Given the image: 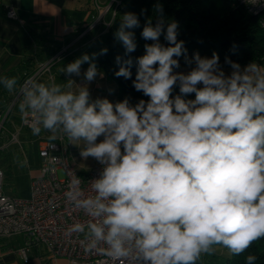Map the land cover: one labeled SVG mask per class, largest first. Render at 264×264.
I'll list each match as a JSON object with an SVG mask.
<instances>
[{"label": "clouds", "instance_id": "obj_1", "mask_svg": "<svg viewBox=\"0 0 264 264\" xmlns=\"http://www.w3.org/2000/svg\"><path fill=\"white\" fill-rule=\"evenodd\" d=\"M139 26L135 14L123 16L115 37L126 53L136 49L126 29ZM177 28L172 22L165 33L159 20L142 30L154 43L137 59L133 86L148 101L90 102L87 87L73 92L33 79L20 86L19 111L33 117L25 121L33 135L43 129L51 139L61 133L83 142L81 157L102 166L91 181L92 196L73 174L65 197L89 220L66 234H82L86 253L98 251L115 264H197L215 246L240 255L264 238V64L242 68L226 59V75L216 53L188 59ZM162 34L167 47L159 42ZM182 55L195 65L187 73L174 71L180 67L174 57ZM86 62L84 78L91 82L98 71L87 54L63 71L79 76ZM131 65L123 61L115 75L130 79ZM0 82L9 91L17 85L14 77ZM177 84L181 95L172 98ZM193 93L195 99L183 98ZM255 260L247 256V264Z\"/></svg>", "mask_w": 264, "mask_h": 264}, {"label": "crops", "instance_id": "obj_2", "mask_svg": "<svg viewBox=\"0 0 264 264\" xmlns=\"http://www.w3.org/2000/svg\"><path fill=\"white\" fill-rule=\"evenodd\" d=\"M0 1L2 4L0 7V77L14 75L16 79L20 80L26 71L32 70L38 63L53 57L66 48L62 60L51 68L48 75H44L37 82L46 85L56 83L64 87V90L73 92H78L79 87H87L90 92V102L97 98L108 99L110 91H114L111 101L114 104L117 85L102 71L97 70L98 75L91 82L84 78V73L89 67L87 62L81 65L79 76H68L63 71L68 64L85 54L89 55L90 62L92 61L93 54L105 38L103 24L109 18L105 13L109 5L108 0H98L97 6L95 0ZM6 5L14 6L18 20H10L5 17L3 6ZM100 16L103 17L102 21L93 30L85 32L87 25ZM70 83L71 88H68L67 85ZM6 95L14 98L11 91L7 89ZM0 97L5 98L2 90H0ZM11 100L5 105V109L10 107ZM20 102L16 101L10 107L5 121L7 133L0 137V152L6 153L5 158L2 159L3 165L0 167L4 176L12 171L11 161L20 165L31 155H37L38 146L35 138L32 139L29 131L19 130ZM0 108L3 109V105H0ZM16 133H18V142L10 143V136ZM39 135L44 140L52 136L50 132L43 129ZM24 243L25 238L22 235L0 238V264H67L63 258L53 257L46 248L39 245L30 247L26 254L27 261H25L18 253ZM229 254L230 252L226 248L215 246V251L212 254L202 255L197 264H205L211 256L223 257Z\"/></svg>", "mask_w": 264, "mask_h": 264}, {"label": "trees", "instance_id": "obj_3", "mask_svg": "<svg viewBox=\"0 0 264 264\" xmlns=\"http://www.w3.org/2000/svg\"><path fill=\"white\" fill-rule=\"evenodd\" d=\"M127 13L135 14L140 23L137 28L126 29L134 33L136 49L131 53H126L122 42L115 37L122 18ZM106 16H109L107 21L111 24L101 46L96 49L91 63H95L97 70L102 71L116 83L117 95L114 104L125 98H128L132 105L141 99L145 101L149 99L142 92L136 91L133 86L138 68L137 59L145 54L146 44L154 43V41L143 39L141 35L149 21L152 26H155L159 20H163L165 33L167 25L176 22L178 24L177 42L183 41L188 59L196 53L202 58H211L213 53H216L219 56L221 68L230 67L226 59L239 63L241 66L252 62H264V29L260 27L257 17L249 15L237 6L236 0H114ZM159 42L165 47L169 46L164 39V34L160 36ZM102 49H107V52L101 54ZM117 57L121 58V63L128 59L132 60L130 79L115 75L121 67V63H117ZM174 58L180 63V67L174 71L195 66L187 64L184 55ZM26 74L29 72L26 71ZM6 77L15 78L14 75ZM23 78L24 75L20 80L16 79L17 85L11 91L13 95ZM0 90L5 94V98L0 97V105H3V109L0 108V114H2L7 110L5 105L12 97L6 95V88L2 82H0ZM177 95H181L178 84L173 88L172 98ZM183 98L195 99V94H189ZM249 255L256 257L253 264H264V238L255 241L240 255L230 253L223 257L211 256L205 264H247Z\"/></svg>", "mask_w": 264, "mask_h": 264}, {"label": "built area", "instance_id": "obj_4", "mask_svg": "<svg viewBox=\"0 0 264 264\" xmlns=\"http://www.w3.org/2000/svg\"><path fill=\"white\" fill-rule=\"evenodd\" d=\"M114 0L108 2L105 10L107 13ZM96 6L98 1L95 0ZM237 6L245 10L249 15L258 18L259 25L264 29V0H236ZM0 1V7H1ZM3 12L7 19L18 20L16 9L12 5L3 6ZM114 12L112 13V18ZM103 17L93 19L86 27L85 32L93 30ZM111 22L103 24V34L106 33ZM84 32V33H85ZM83 33V34H84ZM66 48L59 51L53 57L38 63L29 74L24 73V78L19 84L10 107L16 101H22L20 86L29 79L40 80L50 73L51 68L62 60ZM10 107L0 115V137L5 134V120ZM33 117L29 114H21L19 130L31 131L29 123ZM28 121L29 123H26ZM18 133L10 136V143L18 142ZM36 135L38 143L37 155L40 160L39 175L32 178L31 196L28 199L6 195L3 190L4 173L0 169V238H8L14 235H22L25 243L18 253L27 261L26 254L31 246L39 245L46 248L55 258H63L67 264H115L108 256L94 251L86 253L81 241L82 234L73 233L67 235V229L75 223H86L89 220L82 209L73 206L65 197L68 184L75 174L81 181L80 187L85 196L95 193L91 189V181L98 178L102 166L98 163L85 173L77 172L70 158V141L66 135L58 133L55 139H42ZM63 172L60 178L58 172Z\"/></svg>", "mask_w": 264, "mask_h": 264}, {"label": "rangeland", "instance_id": "obj_5", "mask_svg": "<svg viewBox=\"0 0 264 264\" xmlns=\"http://www.w3.org/2000/svg\"><path fill=\"white\" fill-rule=\"evenodd\" d=\"M98 1V0H97ZM260 64H264V62H261ZM246 66V65H244ZM244 66H241L242 68ZM192 67H186L182 68L180 70H176L175 72H184L187 73L191 70ZM225 72V74L231 73V67L229 68H222ZM115 84V83H113ZM114 92V91H113ZM110 91V95L108 100L111 102L114 96V93ZM6 133V132H5ZM31 137L32 139L35 138L36 144L38 146L39 140H36V135H33L32 132ZM29 133V136H30ZM58 134V133H57ZM56 134V135H57ZM68 138V137H67ZM103 139L102 137L98 138V142ZM42 140V139H40ZM70 141V140H69ZM71 147H70V158L72 160L73 166L76 169L77 172L85 173L91 170L93 167H95L98 162L89 157L87 160H84L81 155V149L84 147L83 142H73L70 141ZM6 153L0 152V167L3 165V160L5 158ZM7 158V157H6ZM10 165L12 166V171L8 174H5L3 178V186L2 190L5 194L13 197L28 199L31 196V181L32 178L35 175L39 174V158L37 155L28 158L25 162H22L20 165L10 162ZM58 175L60 178L63 177V172L59 171ZM218 247V246H217ZM220 247V246H219Z\"/></svg>", "mask_w": 264, "mask_h": 264}]
</instances>
